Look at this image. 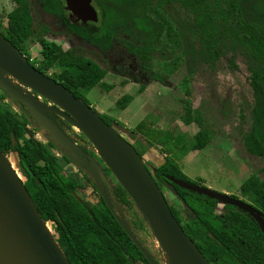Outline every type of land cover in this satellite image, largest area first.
I'll list each match as a JSON object with an SVG mask.
<instances>
[{
    "label": "trees",
    "instance_id": "1",
    "mask_svg": "<svg viewBox=\"0 0 264 264\" xmlns=\"http://www.w3.org/2000/svg\"><path fill=\"white\" fill-rule=\"evenodd\" d=\"M15 2L16 6L6 17L7 31L0 32L15 48H24L28 41L39 42L46 67L57 68L62 85L76 97L85 100L78 89L101 85L107 70L86 58L84 52H78L83 51L82 47L63 51L59 45L38 35L39 23L37 24L32 14L34 6L58 15V1ZM94 2L99 9V21L103 24V27H98V37L110 39L119 31L123 46L148 71V77L166 86L167 79L152 70V58L157 49H161L163 57H166L163 52L167 42L163 39L164 36H170L168 30L165 33L169 22L162 17H154L153 13L161 11L179 16L176 24L183 28L185 25L190 38L189 42L186 38V50L183 54L190 53V57L195 60L212 63L225 50L239 53L250 72L249 82L253 93L251 127L245 138L246 148L264 158V0ZM181 35H172L175 37L172 41L176 43L178 37L182 41L185 36ZM89 36L94 37V32L87 30L81 33L85 42L92 43ZM230 64L234 65L232 61ZM142 88L144 83L140 84V90ZM132 99L131 95H123L116 101V105L124 109ZM3 103H0V151L4 154L10 151L16 153L18 167L25 177L24 185L43 220L54 224L58 232L57 242L70 264H134L137 261L148 263L102 199L98 204L91 205L78 196L81 187L79 180L63 171L68 159L62 156V161L57 160L50 152L51 142L42 143L34 138L35 131L40 130L36 124L25 113L17 117ZM100 116L108 124H117L111 123L102 114ZM182 120L185 124L194 121L189 110L182 115ZM53 122L61 127L57 121ZM129 134L133 139L131 144L141 156L152 144L160 146V151L165 154L164 162L149 171L161 190L163 187L167 188L174 195L176 204L168 203L173 216L210 264H264V237L248 213L225 204L224 211L218 215L214 211L216 200L181 188L171 181L177 179L200 185L191 182L178 164L168 156L177 147H181L183 138L173 136L166 130L158 131L149 126L146 120L138 122ZM11 136L17 142L15 147L12 145ZM208 139L206 130L200 128L193 136L191 150L202 149ZM262 172L264 173V166ZM168 182L172 184V190ZM240 191L243 196L251 199L252 205L264 218V178L250 176L241 184ZM115 193L124 206L122 217L125 222L136 229L139 225L146 228V223L119 184H116ZM132 213L135 215L134 219ZM135 218L138 219V224ZM132 230L139 238L135 229Z\"/></svg>",
    "mask_w": 264,
    "mask_h": 264
},
{
    "label": "rangeland",
    "instance_id": "2",
    "mask_svg": "<svg viewBox=\"0 0 264 264\" xmlns=\"http://www.w3.org/2000/svg\"><path fill=\"white\" fill-rule=\"evenodd\" d=\"M15 6V0H0V30L3 33L7 31V14ZM152 15L169 22L165 33L167 34L168 30L170 36H164L163 39L167 42L163 52L166 57H163L161 49H157L152 58V70L165 77L168 85L154 79H145L144 88L140 90L139 84L131 83L127 77L106 74L101 85L90 89L80 88L79 93L87 104L97 112L103 113L111 123L117 122L121 128L131 131L138 122L146 120L149 126L158 131L166 130L173 136L183 138L181 147H177L168 156L179 165L191 182L237 196L252 204L249 197L243 196L240 186L250 176L264 178V158L246 148L245 138L251 127L253 93L249 82L250 72L244 58L239 53L225 50L212 63L195 60L190 57V53L183 54L186 50V38L188 42L190 38L187 36L185 25L184 28L177 26L179 16L176 13L161 11ZM180 33L184 34L185 38L181 41L178 37L174 43L172 39L175 40V37L172 35L177 37ZM58 44L64 49L67 47L64 39ZM24 47L33 63H38L39 47L36 42L28 41ZM230 61L234 63L233 66ZM123 95H131L133 100L121 110L116 101ZM2 102L15 112L17 117L20 116L14 102L0 90V103ZM186 110H189L190 116L194 118L189 124L182 120ZM200 128L206 130L208 142L200 150H191L193 136ZM74 129L78 130L75 127ZM122 136L130 143L133 142L130 134L122 132ZM34 138L46 142L41 132L36 133ZM159 148L158 145L152 144L143 155V160L149 167H155L164 161L165 154ZM5 155L24 181L25 177L17 166L16 153L10 151ZM95 155L97 156L96 153ZM63 171L65 174H73L77 172V167L65 164ZM162 190L169 202L175 205L173 194L164 187ZM77 194L91 202L98 199L88 184ZM221 208L222 204L218 203L215 210L219 211ZM134 217L132 213V219ZM135 221L139 223L137 218ZM46 224L57 241L58 232L54 224L48 221ZM138 232L153 252L160 256L158 244L148 227L139 225Z\"/></svg>",
    "mask_w": 264,
    "mask_h": 264
},
{
    "label": "water",
    "instance_id": "3",
    "mask_svg": "<svg viewBox=\"0 0 264 264\" xmlns=\"http://www.w3.org/2000/svg\"><path fill=\"white\" fill-rule=\"evenodd\" d=\"M65 2L66 8L78 19L84 21L97 19L91 0ZM23 86L50 100L54 105L45 104ZM0 90L18 106L24 108L25 115L29 120L33 119L47 141L82 173L88 174L117 222L151 264L158 263L105 197L103 183L107 187L111 185L97 161L90 158V163L84 165L80 159L79 146L47 116L48 112L60 115L83 133L91 143L93 151L125 190L150 234L155 238L159 254L163 258L162 264H210L173 216L162 191L145 166L143 157L122 136V132L129 134L130 131L117 126L116 123L108 124L82 98L76 97L61 83L30 65L26 57L1 32ZM11 139L15 147L17 142L13 136ZM171 181L181 188L214 199L219 204L233 205L248 213L264 236V218L260 211L250 204L201 185L177 179ZM169 186L173 188L171 184ZM0 252L6 256V264H70L39 213L24 182L1 151Z\"/></svg>",
    "mask_w": 264,
    "mask_h": 264
},
{
    "label": "flooded vegetation",
    "instance_id": "4",
    "mask_svg": "<svg viewBox=\"0 0 264 264\" xmlns=\"http://www.w3.org/2000/svg\"><path fill=\"white\" fill-rule=\"evenodd\" d=\"M57 1L59 3V8H60L58 15L51 14L49 12H44L38 6H34V10H33L32 14H33V16H35V18L37 20V24L39 23V26L37 28V33H38L39 36H42L45 40H47L49 42H53V43H55L57 45H59L58 43H60L61 39H64V42L67 43V47L64 49V48H62L59 45L62 48L63 51L74 50V48L82 47L83 51L79 50L78 52H84L86 58H88L91 61L95 62L101 69H106L107 70L105 75L103 76V78H105L106 74H112V75H115V76H118V77H120V76L127 77L130 80L131 83L139 84V87H140L141 83H144L145 79H150V77H148V75H147L148 71L145 70L144 67L140 66L138 64V62L136 61V59L134 58V56L128 50H126L125 47L123 46L121 33L119 31H116L115 35L112 38H110V39H108L107 37H104V38H99L98 37V35H97L98 32H99L98 31V27L99 26L103 27V24L100 23V21H99L100 20L99 9L96 6V3L94 2V0H91V5L93 6V8H94V10L96 12V18L97 19L96 20H85V21L81 20V19H78V17L75 14H73V12L70 9L66 8L65 0H57ZM107 1L108 0H104L105 3ZM87 30H91V31L94 32V37L89 36V39L93 40L92 43L85 42L82 39V37H81V33L83 31H87ZM87 35H89V32H87ZM48 38H50V39H48ZM108 41H110L109 45L107 44ZM35 42H36L37 46L39 47V50H38L39 62L38 63H33V59L31 57H29L27 51L25 50V47L24 48H20V49L16 48V49H18L20 51V53L24 57H26V59L30 63V65L34 66L42 74H44V75H46V76H48L50 78H53L56 81H58L59 83H61L60 79L58 78L57 68H55L53 66L52 67H50V66L46 67V65L44 63V54H43V51H42V47L40 46L39 42H37V41H35ZM103 78H102V80H103ZM23 87H24V89L30 90V89H28L25 86H23ZM30 91L32 92V94H34L40 100H42L45 104H47L49 106H53L54 105L50 100L40 96L35 91H32V90H30ZM14 105H15V107L17 109H19L20 114H22V113L24 114L25 113V110H24V108L22 106H18L16 103H14ZM121 110H123V109H121ZM100 114L104 115L103 113H99V115ZM47 116L52 121H57L59 123V125L61 126L60 128L62 129V131L65 132L79 146V148L81 149V153L79 154L80 155V159L83 161L84 165H88L90 163L89 162L90 158H93L95 161H97V163L100 166L102 172L104 173L105 177L107 178V180L109 181V183L111 185V187H107L106 184L103 183L104 195L109 200V202L111 203L113 209L118 213L119 216L122 217V214L124 213V209H123L124 206L119 201V199L117 198L116 193H115V187H116V184H118V183L115 180V178H113V175H111L110 171L105 166V164L100 160V158L98 156L95 155V152L92 150L91 143H87L88 140L86 139L85 136L83 137V133L79 132V130H75L74 126L72 124H70L68 121H66L64 118H62L57 113L48 112ZM30 121L34 122L32 118L30 119ZM64 121H65V123H64ZM28 127H29V125H28ZM39 132L36 131V133H39ZM37 140H39V139H37ZM39 141L42 142V143H46L47 142V140H46V142H43L41 140H39ZM158 147H160V146H158ZM50 152L53 154V156L57 160H60V161L63 160L62 156H64V155L59 150H57L53 146V144H52V147L50 148ZM144 163H145V166L150 171H152V169H155V167H156V166L155 167H152V166L149 167V165L146 162H144ZM65 164H73V163L68 159V162L65 163ZM157 166H159V165H157ZM71 175L74 178H77L79 180V182H80L81 187H79V191L78 192H80V190L83 189V187L86 184H88L90 186V188H91V191L92 192L94 191L97 194L98 199H97L96 202H91L90 200L85 199L86 202H88L91 205H96V204H98L100 202V199H102L104 201V203L107 205L106 200L99 193V191L97 190L95 184L91 181V179L88 176V174L82 173L77 168V172L73 173ZM168 184H170V183H168ZM169 188H170V186H169ZM161 191L163 193V190H161ZM163 195H164V193H163ZM230 196H232V197H234L236 199H240L239 197L234 196V195H230ZM164 197H165L167 203H170L168 198L165 195H164ZM240 200L244 201L243 199H240ZM244 202L248 203L247 201H244ZM217 204H218V202H217ZM248 204L253 206L251 203H248ZM216 205H215V207H216ZM107 207H108V205H107ZM215 207H214V211L218 215H220L224 211L223 205H222V208L219 211H216ZM111 213H112V211H111ZM112 215H113V213H112ZM113 217H114V215H113ZM115 220H116V218H115ZM126 224H127V222H126ZM127 226L130 228L131 231H133L132 229H135V231L138 233V237L139 238L136 237L138 239V241H140L142 243L144 248L150 253V255L154 258V260L158 264H162V260H161V258H159L160 256L157 253L155 254L153 252V250L148 246V244L145 242V239H143V237L139 234L138 229L134 228L133 225H128L127 224ZM258 228H259V226H258ZM140 263H142V264H148V263L151 264L149 261H148V263H145L143 261L134 262V264H140Z\"/></svg>",
    "mask_w": 264,
    "mask_h": 264
},
{
    "label": "bare ground",
    "instance_id": "5",
    "mask_svg": "<svg viewBox=\"0 0 264 264\" xmlns=\"http://www.w3.org/2000/svg\"><path fill=\"white\" fill-rule=\"evenodd\" d=\"M6 256L0 252V264H6Z\"/></svg>",
    "mask_w": 264,
    "mask_h": 264
}]
</instances>
